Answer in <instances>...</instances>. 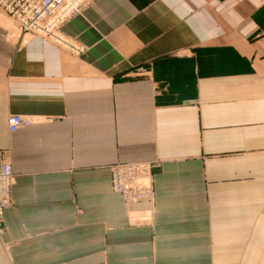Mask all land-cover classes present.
Masks as SVG:
<instances>
[{"label":"crops","instance_id":"crops-1","mask_svg":"<svg viewBox=\"0 0 264 264\" xmlns=\"http://www.w3.org/2000/svg\"><path fill=\"white\" fill-rule=\"evenodd\" d=\"M60 32L81 50L0 9V264H264V0H86ZM119 161L157 163L152 201Z\"/></svg>","mask_w":264,"mask_h":264},{"label":"built area","instance_id":"built-area-1","mask_svg":"<svg viewBox=\"0 0 264 264\" xmlns=\"http://www.w3.org/2000/svg\"><path fill=\"white\" fill-rule=\"evenodd\" d=\"M86 0H0V9L10 18L13 25L23 33L51 40L73 52L81 48L61 32V25L80 12ZM32 120L22 114L10 113L6 127L14 133L28 126ZM9 149H0V237L5 231L4 211L11 203L14 175L10 164ZM152 162H115L110 166V187L125 203H136L153 199Z\"/></svg>","mask_w":264,"mask_h":264},{"label":"rangeland","instance_id":"rangeland-1","mask_svg":"<svg viewBox=\"0 0 264 264\" xmlns=\"http://www.w3.org/2000/svg\"><path fill=\"white\" fill-rule=\"evenodd\" d=\"M4 14H5V13H4ZM5 15H6V14H5ZM6 16H7V15H6ZM7 17H8V16H7ZM8 19H10V18L8 17ZM12 25H13V23H12ZM13 26H14V25H13ZM14 27H15V26H14ZM15 28H16V27H15ZM16 30L19 31V29H17V28H16ZM20 33L22 34L23 32L20 31ZM24 34H28V33H24ZM29 35H31V34H29ZM153 184H154V181H153ZM153 192H154V185H153ZM153 199H154V195H153ZM153 199H152V200H153ZM152 200H151V201H152Z\"/></svg>","mask_w":264,"mask_h":264}]
</instances>
